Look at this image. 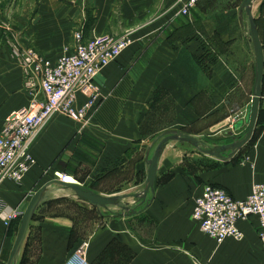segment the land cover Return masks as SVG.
<instances>
[{
	"label": "crops",
	"instance_id": "obj_1",
	"mask_svg": "<svg viewBox=\"0 0 264 264\" xmlns=\"http://www.w3.org/2000/svg\"><path fill=\"white\" fill-rule=\"evenodd\" d=\"M176 2L0 0V127L28 104L21 65L5 46L6 35L32 45L52 61L73 49L78 30L87 38L130 32L134 39L97 76L102 99L88 121L54 117L31 148L35 164L23 181L0 183V264H9L22 217L45 187L46 200L34 214L15 264H66L84 242L89 244L90 264H264L257 218L239 224L243 241L228 239L222 244L202 234L192 219L195 199L205 184L223 188L237 200H244L254 184H264V97L251 141L233 158H228L229 151L218 159L192 144L170 142L159 162L155 189L136 215L109 212L103 224L94 221L85 235L80 218L57 210L71 200L63 196V178L103 196L116 195L97 188H104L105 182L114 187L118 173L129 169L124 160L138 157L151 138L186 134L199 138L201 148L209 150L224 145V134L235 135L229 129L234 124L236 131L241 121L237 115L249 93L253 100L254 90L237 70L247 54L239 52L240 45H250L255 75L250 23L241 12L244 0H201L189 16L180 14ZM260 18L255 15L256 21ZM153 127L150 138L146 135ZM154 149L147 153L146 148L139 186L145 185ZM144 214L157 223L152 240L131 227ZM10 216L16 218L8 226Z\"/></svg>",
	"mask_w": 264,
	"mask_h": 264
},
{
	"label": "built area",
	"instance_id": "obj_2",
	"mask_svg": "<svg viewBox=\"0 0 264 264\" xmlns=\"http://www.w3.org/2000/svg\"><path fill=\"white\" fill-rule=\"evenodd\" d=\"M199 0H177L180 14L189 16ZM5 42L13 59L23 70L29 105L9 115L0 127V183L10 179L21 183L35 164L31 148L44 127L57 115L86 122L102 99L95 80L100 72L116 62L134 44L132 33L121 37L109 34L86 37L74 33V47L56 61L36 48L8 34ZM61 182L67 183L65 178ZM192 217L200 231L218 244L228 239L243 241L241 222L255 217L258 237L264 249V184L253 185L244 200L227 190L205 184L195 199ZM16 216H10L5 222ZM88 242L82 243L66 264H90L86 258Z\"/></svg>",
	"mask_w": 264,
	"mask_h": 264
},
{
	"label": "rangeland",
	"instance_id": "obj_3",
	"mask_svg": "<svg viewBox=\"0 0 264 264\" xmlns=\"http://www.w3.org/2000/svg\"><path fill=\"white\" fill-rule=\"evenodd\" d=\"M200 1L201 0L198 1L197 5L200 4ZM253 10H254V12H253L254 13V17H255V15L261 17L259 20L256 21V24H257L258 30L260 32V38L262 36V40H263V43H264V24H263L264 23V21H263L264 20V0H256L255 3H254ZM262 17H263V19H262ZM23 44H25V43H23ZM25 45L26 46H32V45H28V44H25ZM5 46L7 47L6 42H5ZM263 48H264V44H263ZM239 52H244V53L247 52V54H245V57H243L242 60H240V63H239V66H238L237 70L241 74L243 82L245 81V83L247 85H249V88H250V91H251V89H252V87L254 85V76H255L254 75V64H253L252 48H251L250 45H245V44L244 45H240ZM21 69H22V67H21ZM22 74H23V70H22ZM23 81H24V74H23ZM95 83H96V80H95ZM24 88H25V84H24ZM25 92H26L27 97H28V104H27V106H28L30 98H29L28 93H27L26 90H25ZM249 95H250L249 98H246V100H247L246 104L249 103L248 105L251 106L252 105V97H251L252 94L249 93ZM263 97H264V83H263L262 98ZM263 102H264V100H263ZM246 104H245L244 110L241 113H239V115H237L239 120H241L243 122V125L240 126L238 128V130L235 131L233 129L235 125L232 124V128L229 129L230 130L229 132H231V133H233L235 135L234 136L233 135H229L230 133L229 134L227 133L228 135L224 134L225 136H224V138L222 140V143L224 145L226 143L228 144V143H232L233 141H235L236 139H234V137L237 138V140H242L244 138V136H245V134H246V132L248 130V125L245 122L246 121V117H247V112H248V110L246 108L248 105L246 106ZM57 116L69 119V118H67L64 115H57ZM160 116L162 118L161 122H164L166 120V118H167V117H165V113L163 111L160 113ZM234 120H237V119L235 118ZM83 123H85V122H83ZM162 126H164V125H159L157 128H160ZM154 127H156V126H154ZM154 127L150 128V130L148 132V135H146V136H148L150 138L152 137V133H153V131H155V130H153ZM159 135L160 134H158L157 136H159ZM157 136H155V137H157ZM156 139L154 141V139L151 138V140H149L145 144V148L141 151V153H140V155L138 157L137 156H129L127 159L124 160V165L125 166L129 165V169H127L128 171H125L123 173H121V172L118 173V175L116 176V180H115L116 183H115L114 187H112V182H111L110 183L111 187L108 188L106 186L107 182H105V183H103L104 188L103 187L97 188V189H99L101 191L117 193L116 195H118V196L119 195H128V198H120L119 199V201H118L119 205L110 206L108 208H97V207H94V206H92L90 204L82 202L81 200H79L76 197L75 193L72 190L66 189V193H65V195L63 194V196H65V197L70 196L69 198H71V200H69L68 202L63 203V205H61V207L59 206L57 210L58 211H62V210L67 211L68 213L74 214L75 218H80V232L82 234L86 235L92 229L93 222L97 221L99 223V221H100V223L103 224L102 218H104L103 216H105V214H108L109 212H111V214L113 212H117L116 215L127 216L128 212H132L133 210H137L138 211L139 209H141L142 205L138 202L137 199H135L133 197L134 194L141 192L142 189L144 188V186H139L140 183L143 182V180H144V174L140 173L138 171H139V168H141L140 167L141 163H143V161H144L146 148H147V153H148V152H150V150L152 151L156 147V145L158 146V143H159L160 139L158 141ZM204 139H210V138H204ZM155 142H156V144H155ZM189 146H191V145H189ZM189 148H191V147H189ZM198 154H200V156H202L201 153H199V151H198ZM151 159H152V157L149 160H151ZM137 164L139 165L138 167H137ZM257 184H260V183H257ZM90 185L94 187L93 183H90ZM120 185H123V186L119 187ZM125 209H126V211H125ZM192 211H193V209H192ZM143 216L144 217H141V218H135L132 221L131 227L135 228V230H137V232L142 236L143 239L152 240L154 235H155V230H156V227H157V223H156V221H154L148 215L144 214ZM192 219H193V217H192ZM181 234H183V230H181Z\"/></svg>",
	"mask_w": 264,
	"mask_h": 264
},
{
	"label": "water",
	"instance_id": "obj_4",
	"mask_svg": "<svg viewBox=\"0 0 264 264\" xmlns=\"http://www.w3.org/2000/svg\"><path fill=\"white\" fill-rule=\"evenodd\" d=\"M255 1L256 0H244L241 7V12L245 11L248 15V19L250 23L251 42L254 46V52H255V83L253 90V100H252V105L248 108V112H247V117L245 122L248 125V130L244 138L242 140H236L233 143L227 145L206 150L201 148L200 141L197 138L192 137L190 135L170 133L169 135L164 136L161 140H159L158 146L155 150L152 159L147 161L148 168H147V176H146L144 188L142 189L141 192L133 195V197L137 199L141 205L147 202L149 194L153 192L155 189V182L158 173L159 162L165 147L170 142L172 141L186 142L192 144L195 148H197L206 155L218 159H224L223 153L229 151L230 154L228 158H233L240 150H242L251 141L255 129L257 127V122L260 114L262 94H263V83H264V48L256 24V19L253 14ZM242 125L243 122L240 121L236 125L235 129L238 130V128ZM59 184L64 189L72 190L75 193L76 197L82 202H85L97 208H108L110 206H117L119 205L118 201L120 198H128V195L103 196L93 192L92 190L86 189L77 183L67 184L64 182H59ZM47 193H48L47 187L39 191L34 196L28 209L24 213L9 264L16 263L17 257L26 240L27 233L30 224L33 220L34 214L39 208V206L46 200ZM137 213H139V211L133 210L132 212H128L127 216L136 215Z\"/></svg>",
	"mask_w": 264,
	"mask_h": 264
},
{
	"label": "bare ground",
	"instance_id": "obj_5",
	"mask_svg": "<svg viewBox=\"0 0 264 264\" xmlns=\"http://www.w3.org/2000/svg\"><path fill=\"white\" fill-rule=\"evenodd\" d=\"M256 7V6H255ZM254 14V13H253ZM67 180V184H70V183H72L73 184V181H71V179L70 178H67L66 179ZM75 184H76V182H75Z\"/></svg>",
	"mask_w": 264,
	"mask_h": 264
}]
</instances>
